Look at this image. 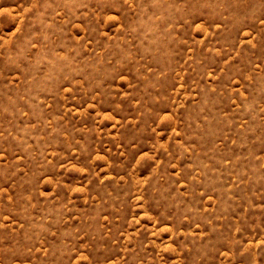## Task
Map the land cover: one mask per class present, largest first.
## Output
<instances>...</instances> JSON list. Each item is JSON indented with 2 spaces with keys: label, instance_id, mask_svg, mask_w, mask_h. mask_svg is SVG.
<instances>
[{
  "label": "rangeland",
  "instance_id": "1",
  "mask_svg": "<svg viewBox=\"0 0 264 264\" xmlns=\"http://www.w3.org/2000/svg\"><path fill=\"white\" fill-rule=\"evenodd\" d=\"M0 264H264V0H0Z\"/></svg>",
  "mask_w": 264,
  "mask_h": 264
}]
</instances>
